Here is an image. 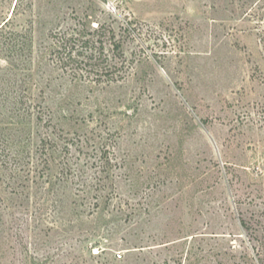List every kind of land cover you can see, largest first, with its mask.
Returning <instances> with one entry per match:
<instances>
[{
    "label": "rangeland",
    "instance_id": "rangeland-1",
    "mask_svg": "<svg viewBox=\"0 0 264 264\" xmlns=\"http://www.w3.org/2000/svg\"><path fill=\"white\" fill-rule=\"evenodd\" d=\"M12 20L42 121L25 147L2 132L0 264H264V0H18ZM78 35L99 41L76 55Z\"/></svg>",
    "mask_w": 264,
    "mask_h": 264
},
{
    "label": "trees",
    "instance_id": "trees-1",
    "mask_svg": "<svg viewBox=\"0 0 264 264\" xmlns=\"http://www.w3.org/2000/svg\"><path fill=\"white\" fill-rule=\"evenodd\" d=\"M17 11L18 0L11 17L4 19L0 23V167L4 165L6 149L14 146V140L2 135L3 130L18 128L20 140L16 142V146L21 144V135L25 134L27 138V143L23 144V147H25L30 143L32 145L31 131L33 125L42 121L40 106L34 104L33 100L28 96L29 79L31 77L30 64L33 53L32 29L31 26L28 28H16L13 25L12 18L16 16ZM96 27L93 32H102L105 37L110 32L111 39H114L113 30L108 32L104 25H97ZM76 41H80L82 51L76 55H83L85 53L83 50H89L90 46L95 45L99 40L84 39L81 35H78ZM70 42V38H63L56 47L66 50ZM99 47L103 50L102 41L99 42ZM113 49L118 55H121L120 42L113 41ZM68 53H71V51ZM111 67L110 64H106L101 68V74H107ZM40 145H42L41 149L43 150L45 143L42 141Z\"/></svg>",
    "mask_w": 264,
    "mask_h": 264
},
{
    "label": "built area",
    "instance_id": "built-area-1",
    "mask_svg": "<svg viewBox=\"0 0 264 264\" xmlns=\"http://www.w3.org/2000/svg\"><path fill=\"white\" fill-rule=\"evenodd\" d=\"M92 256L97 257L102 254L103 250L99 248H92ZM115 257L117 260H120L122 258V255L118 252L115 254Z\"/></svg>",
    "mask_w": 264,
    "mask_h": 264
}]
</instances>
